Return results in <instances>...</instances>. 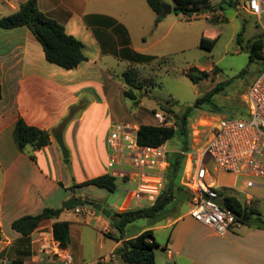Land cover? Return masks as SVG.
<instances>
[{
  "label": "crops",
  "instance_id": "1",
  "mask_svg": "<svg viewBox=\"0 0 264 264\" xmlns=\"http://www.w3.org/2000/svg\"><path fill=\"white\" fill-rule=\"evenodd\" d=\"M26 1L0 0V17L13 14ZM37 7L63 25L67 34L82 42L87 59L75 68L65 70L46 61L42 46L26 27L0 28V264H9L14 259H21L24 264H65L54 256L57 248L71 255L70 264H84L79 258V242L77 247L73 246L72 233L73 230L82 233L78 225L91 223L100 225L102 233L105 232L106 236L110 233L108 237L115 240L111 256L98 258L97 262L101 264H114L109 257L122 241L145 230H152L159 244L154 250L155 264H264V229L239 223L219 235L195 221L189 215L190 210L174 219L164 211L160 217L164 224L149 226L128 237L122 235V238L120 233L112 234V229H117L108 221L110 218L95 210L85 214L65 210L57 219L41 221L25 237L12 229L14 220L37 215L45 208H62L73 190L80 187L78 185L107 175L106 139L113 123L105 124L100 135L95 133L94 127L104 112L110 117L113 101L121 95L124 97V85L106 66H102V59L117 51L119 57L127 60L128 53L122 52L126 48L133 53L152 56L143 54L145 51L135 46V37L145 44V34L154 26L156 15L147 0H37ZM178 15L187 21L193 19ZM208 17L216 18L217 13L213 11ZM105 18L114 20L125 34L113 32L111 26L106 27ZM157 26H162V20ZM19 118L28 125L48 131L50 143L36 151L30 146L20 151L13 138ZM56 133L61 134L69 153L68 159L61 155ZM184 181L183 168V180L178 187L187 190ZM220 181L225 194H232L235 190L233 177L220 173ZM212 183L215 184V180ZM240 188L247 204L255 207L262 217L264 180H255L252 188H246L244 184ZM76 197L90 200L84 194ZM94 202L112 214L146 207L143 203L137 205L136 202L117 200L109 206L99 200ZM171 213L175 214L176 210ZM73 215L77 217L71 218ZM55 222L69 224L67 248H60L52 237ZM160 228H170L165 244H160L154 233ZM162 248L163 257L160 258L156 250Z\"/></svg>",
  "mask_w": 264,
  "mask_h": 264
},
{
  "label": "rangeland",
  "instance_id": "2",
  "mask_svg": "<svg viewBox=\"0 0 264 264\" xmlns=\"http://www.w3.org/2000/svg\"><path fill=\"white\" fill-rule=\"evenodd\" d=\"M217 13L216 18H209L211 12L204 13L198 18L187 21L181 18L173 10L165 13L162 18V26L155 25L145 34L142 44L141 39L135 37V46L142 48L145 53L157 58L150 63H135V84L139 89L133 90L135 100L122 95L113 101L109 116L105 112L97 121L94 131L100 135L106 128L105 124L130 123L140 125H156L154 113H161L170 125L174 124V114H182L188 107H192L197 98L203 96L217 85H221L219 91L213 95L210 103H205L199 108H193L187 119V139L189 148H198L206 141L209 134V126L221 117H243L245 115L244 95L248 87L264 68V62L254 60L249 62L248 45L256 35L264 37V12L261 17L251 15L243 9L245 0H211ZM162 4L174 6L173 0H162ZM217 19V20H216ZM242 34L237 41L239 33ZM166 35L163 40L162 36ZM210 37L214 45L210 52L199 48L200 38ZM152 37V38H151ZM107 55L102 59V66L115 75L119 81H123V74L129 68V64L122 57ZM217 67L218 72L211 69ZM199 75V71L209 72V77L193 83L185 72L190 69ZM123 83V82H122ZM124 85V83H123ZM124 89H127L124 85ZM168 110L172 111L169 112ZM184 138L175 135L165 144L171 152L179 151L184 145ZM204 165L209 170L212 178L206 181L208 184L215 180V189L218 195H225V188L220 187V173L216 170L212 159L206 156ZM227 175H231L226 173ZM234 180L232 194L244 204H247L242 184L244 178L231 175ZM183 180V172L180 175L179 184ZM72 190V189H71ZM71 190L69 191L71 193ZM249 190V189H248ZM84 194L91 201L99 200L104 206L114 203L117 194L113 195L104 189L95 186L78 187L75 195ZM191 208V201L183 202L173 199L165 208L171 218L185 214ZM176 210L175 214L171 212ZM261 212L264 220V201L261 204ZM73 215L71 218H76ZM112 223V220H108ZM164 224L159 219H139L128 224L123 232V237L136 234L143 228ZM82 233L73 230V246L79 242L80 262L95 264L100 256H111L110 252L115 245V240L105 235L100 225H78ZM170 228L154 230L156 239L160 244H165V238ZM104 236H103V235ZM112 234L119 232L112 229ZM162 238V239H161ZM159 245V244H158ZM76 249V248H75ZM162 249H157L158 257H163ZM78 255V254H77ZM76 255V259L78 257ZM114 264H123L115 255L109 257ZM79 261V260H78ZM101 263V262H100Z\"/></svg>",
  "mask_w": 264,
  "mask_h": 264
},
{
  "label": "trees",
  "instance_id": "3",
  "mask_svg": "<svg viewBox=\"0 0 264 264\" xmlns=\"http://www.w3.org/2000/svg\"><path fill=\"white\" fill-rule=\"evenodd\" d=\"M174 6L172 10L176 14L186 16L188 19L196 18L197 16L215 11L214 6L210 0H173ZM149 7L155 13L156 18L154 25L156 26L165 16L162 10V0H147ZM231 3V0H230ZM106 27H113V32H123L125 30L118 25L114 20L105 18ZM17 27H26L36 38L43 48L45 59L48 63L57 65L65 70H71L84 62L87 58L83 53V44L74 36L67 34L63 25L56 20L48 17L41 12L37 7V0H27L18 7V10L11 15L0 17V28L13 29ZM242 31L237 37L239 38ZM100 40V33L97 34ZM215 38L202 36L199 42V48L210 52L213 48ZM264 46V37L259 34L249 41L247 48L249 62L254 60H261L264 62V57L261 54V49ZM127 52L126 57L132 63H150L155 58L152 56L140 55L131 52L126 48L122 52ZM117 55V51H114ZM124 57V56H123ZM197 69H190L185 72L193 83H198L200 80L208 78L209 72L199 71V75L193 74ZM213 72H218L219 69L214 67ZM198 71V70H197ZM136 72L133 66H129L127 71L123 74V83L127 89H124V97L130 100H135L133 90L139 89L135 84ZM221 85H217L203 96L197 98L192 107H188L182 114L174 115V124L169 126L158 125H140L137 131L138 143L144 146H160L165 144L175 135L184 138L183 147L176 152L170 153L168 160L169 166L165 174V187L157 199V201L149 206L137 208L133 210H126L122 212H113L110 219L114 227L119 231L121 238L126 226L139 219H158L164 213L166 206L175 199L173 191L175 186H180V175L184 168V157L180 151L189 149L187 139V119L193 108H199L205 103H210L211 98L216 94ZM2 99V86L0 83V101ZM169 112H172L168 110ZM13 138L17 148L24 151L27 146H30L34 151L39 150L50 143V134L48 131L28 125L22 118H19L13 130ZM34 158V156H31ZM67 161V160H65ZM95 186L104 189L107 192H112L115 189L114 179L108 175H101L84 181L82 186ZM224 201L227 208L236 216V221L245 225H257L264 229V220L262 219L258 210L250 204L242 203L235 195L225 194L219 195ZM73 209V208H70ZM69 209H52L45 208L37 215H25L11 224L13 230L21 234L23 237L30 235L43 220L57 219L59 215ZM52 237L62 249L67 248L70 242L69 224L67 222H55L52 225ZM1 238V232H0ZM159 245L155 241L152 230H145L142 233L123 240L121 245L114 251L115 255L123 264H155L154 250ZM9 264H24L21 259H14ZM97 264H101L97 262Z\"/></svg>",
  "mask_w": 264,
  "mask_h": 264
},
{
  "label": "built area",
  "instance_id": "4",
  "mask_svg": "<svg viewBox=\"0 0 264 264\" xmlns=\"http://www.w3.org/2000/svg\"><path fill=\"white\" fill-rule=\"evenodd\" d=\"M243 9L261 17L264 0H245ZM264 57V46L261 49ZM243 117H221L209 126V134L201 146L180 151L185 159V187L193 194L189 215L198 223L224 235L239 224L236 216L216 203L220 198L215 184H208L211 173L204 165L209 156L216 170L241 176L246 188L255 186V180H264V68L244 95ZM158 126H169L161 113H154ZM138 126L130 123L112 124L106 144L108 148L107 175L114 179L117 201L153 205L165 187V174L172 153L165 144L144 146L137 140ZM116 207V205H115ZM90 207H73L75 214H85ZM132 210V209H130ZM54 256L65 264L72 262L70 254L57 248ZM114 257V255H112Z\"/></svg>",
  "mask_w": 264,
  "mask_h": 264
},
{
  "label": "water",
  "instance_id": "5",
  "mask_svg": "<svg viewBox=\"0 0 264 264\" xmlns=\"http://www.w3.org/2000/svg\"><path fill=\"white\" fill-rule=\"evenodd\" d=\"M162 10L165 13H170L172 11V7L171 5H166V4H162ZM55 140L57 142V145L61 151V155L63 157V159H68L69 157V153L68 150L63 142V139L61 137L60 133H56L55 134ZM75 191L73 190L72 195L69 197V199H67L63 205L62 208L63 209H70L73 207H90L93 210H95L96 212L100 213L101 215H103L106 218H110L112 216V213L110 210H108L107 208H104L101 204L97 203V202H93L91 200L88 199H82V198H78L75 196ZM173 196H175L178 200L183 201V202H189L193 199V194L191 192H189L186 189H183L181 187L175 186L174 187V191H173ZM216 203L224 208L227 209V206L225 205L224 201L221 198H217Z\"/></svg>",
  "mask_w": 264,
  "mask_h": 264
}]
</instances>
